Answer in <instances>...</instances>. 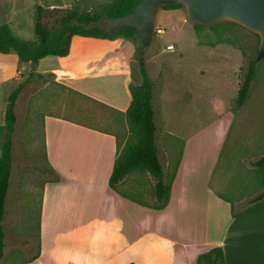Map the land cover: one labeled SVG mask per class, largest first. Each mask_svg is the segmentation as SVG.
Listing matches in <instances>:
<instances>
[{"label": "rangeland", "instance_id": "obj_1", "mask_svg": "<svg viewBox=\"0 0 264 264\" xmlns=\"http://www.w3.org/2000/svg\"><path fill=\"white\" fill-rule=\"evenodd\" d=\"M109 1L0 0V26L7 25L14 35L22 39L37 41L33 32L36 6L42 8L44 21L51 26L56 24L54 19L58 11L75 8L90 12L98 10ZM154 27L161 28L163 33L154 35L153 30L148 46L141 44L140 36L116 39L127 45L130 58L134 59L130 67V83L135 85L141 82L136 66V50L139 46L143 48L147 75L154 84L152 107L157 127L158 157L164 166L166 179L173 173L182 150L183 159L192 162L191 171L183 184L190 191L196 206L206 205V191L207 188L211 190V185L220 191L236 210L246 206L255 197L257 189L261 188L251 163L264 153V57L255 61L258 36L229 21L195 27L188 21L182 5L174 9L158 8ZM89 41L75 36L71 42L72 52L65 60L47 56L44 61L38 63V69L60 66L63 61L85 63L89 58L96 60L97 64L105 62L102 49L95 48L96 55L94 52L85 53L83 48L81 49L85 43L94 46L100 42L95 39ZM169 44L173 45V49H166ZM250 59L255 61V76L246 101L233 113L237 88ZM94 64L96 63L90 65ZM23 65L24 62L17 58L14 51L0 54L1 122L8 94L18 86V81H24L14 109L16 121L11 134L12 162L4 206L3 231L7 235L6 248L9 251L12 238L11 220L15 217L18 220L16 233L25 237L27 245L24 250L30 254L38 238L40 189L45 180H51L54 176L46 164L42 111L48 110L51 105L60 103L63 99L65 104L70 105V109H75V118L85 121L83 113L87 111V107L98 106H94L84 94L65 92L63 95L60 90L50 91V87L34 96L36 107L32 112L31 107L27 105V90L31 87V78L34 76L24 75ZM106 68L110 69L108 66ZM18 71L21 73L17 74ZM17 75L22 79H16ZM87 76L95 86L81 85L82 93H96L108 98L105 87L96 84L100 75L87 73ZM35 82L39 86L41 77L37 76ZM74 115L71 116L74 118ZM218 119H223V122L229 119L223 145L215 133ZM114 120L117 125L118 146L121 147L128 139V130L125 128L123 117L114 115ZM105 127L111 129V125ZM256 133L261 135L260 144L249 142ZM220 146L222 151L211 183ZM150 184L145 175L134 172L132 180L121 189L125 194L143 201L146 198L147 201L152 195ZM180 184L181 174L172 181L174 196ZM236 193L243 196L239 202L235 200ZM19 199L22 204L17 208ZM120 201L134 207L127 199ZM20 254L18 253L19 256ZM17 258L18 256L9 261L14 262Z\"/></svg>", "mask_w": 264, "mask_h": 264}, {"label": "crops", "instance_id": "obj_2", "mask_svg": "<svg viewBox=\"0 0 264 264\" xmlns=\"http://www.w3.org/2000/svg\"><path fill=\"white\" fill-rule=\"evenodd\" d=\"M75 36L78 35L71 37L66 56L53 57L65 60L72 52L71 42ZM79 37L87 42L99 40L98 45L85 43L81 49L85 53L94 52V55L97 49H102V58L106 61L99 64L91 58L85 63L56 61L61 62L60 66L38 69V63L44 61L45 56L35 64L37 67L30 62L23 65L24 75L34 76L27 90V105L32 112L36 107L34 96L50 87V91L60 90L63 95L65 92L84 94L98 107L86 106L88 109L83 113L85 121L75 118V109H70L63 99L42 111L46 164L59 181L45 180L41 186L38 238L32 253L25 252V237L16 233L18 220L13 217L9 251L6 248L7 235L4 234L0 264H194L199 254L214 246L222 248L225 264H264V199L250 203L251 199L246 206L236 210L211 185V190L207 188L206 191V205L196 206L183 184L192 162L183 159L182 150L173 177L175 179L181 174V184L174 196L171 183L168 202L163 209L152 208L155 203L153 191L147 201L144 199L145 202L121 189L132 180L134 172L145 175L152 187L153 181L147 173L130 172L118 183L117 191L108 188L114 159L123 146H118L114 115L123 117L127 130L125 111L130 102L127 86L134 59L130 58L129 48L120 39ZM87 73L100 75L96 84L105 87L108 98L96 93H82V86H95ZM17 76L16 79H22ZM37 76L41 77L39 86L35 82ZM223 119L217 120L215 128L222 145L229 120L223 122ZM2 124L3 120L0 126ZM108 125L111 129L105 127ZM260 136L253 134L249 142L260 144ZM220 148L211 183L220 159ZM261 190L257 189L255 196ZM242 198L240 194L235 200L239 202ZM124 199L134 207L121 203L120 200ZM21 202L20 199L17 201V208ZM17 256L14 262L9 261Z\"/></svg>", "mask_w": 264, "mask_h": 264}, {"label": "trees", "instance_id": "obj_3", "mask_svg": "<svg viewBox=\"0 0 264 264\" xmlns=\"http://www.w3.org/2000/svg\"><path fill=\"white\" fill-rule=\"evenodd\" d=\"M141 0H110L94 11H79L75 8L58 11L54 25L49 26L44 21V11L36 6L34 13L33 32L37 41L25 40L14 35L7 25L0 26V54H8L14 51L21 62L37 64L42 57L51 55L64 57L68 54L71 37L74 35L98 38L114 39L116 37L132 38L140 36L137 30H118L115 35H108L96 26L88 27L90 22H99L101 17L107 14L110 18L123 17L130 14ZM181 4L163 5L162 9H174ZM72 21L75 24H72ZM84 23V26L78 25ZM201 27V25H194ZM155 35V33H154ZM136 66L140 84L129 83L127 88L130 94V102L125 111V119L128 130V139L118 150L113 162L112 170L108 178V188L117 191L118 183L130 172L147 173L152 181V191L155 203L152 208L163 209L167 202L171 189V183L175 169L166 179L164 167L158 157L157 127L155 124V112L152 107L153 81L148 77L143 48L136 50ZM255 61L250 59L239 82L232 112L238 110L246 101L251 83L255 76ZM24 86L21 82L7 96L3 124L0 126V261L3 256L4 231L2 226L4 216V203L8 190L10 169L12 162V131L16 121L15 102ZM261 186V192L250 203H256L264 199V154L251 163ZM54 182L59 177L54 173ZM121 194V193H120ZM122 196H125L121 194ZM126 197V196H125ZM234 214L233 211L231 212ZM128 264H134L129 262ZM194 264H225L223 250L214 246L208 251L199 254Z\"/></svg>", "mask_w": 264, "mask_h": 264}, {"label": "water", "instance_id": "obj_4", "mask_svg": "<svg viewBox=\"0 0 264 264\" xmlns=\"http://www.w3.org/2000/svg\"><path fill=\"white\" fill-rule=\"evenodd\" d=\"M175 4L183 6L188 21L194 25L229 21L255 33L259 38L255 61L264 57V0H141L130 14L117 18L105 14L99 22H90L88 27L96 26L108 35H115L118 30H137L141 44L148 46L153 36L156 10ZM78 25L84 26V23Z\"/></svg>", "mask_w": 264, "mask_h": 264}, {"label": "built area", "instance_id": "obj_5", "mask_svg": "<svg viewBox=\"0 0 264 264\" xmlns=\"http://www.w3.org/2000/svg\"><path fill=\"white\" fill-rule=\"evenodd\" d=\"M154 33H155V35H161L163 33V30L159 27H154ZM166 49H168V50L173 49V45L172 44L167 45Z\"/></svg>", "mask_w": 264, "mask_h": 264}]
</instances>
